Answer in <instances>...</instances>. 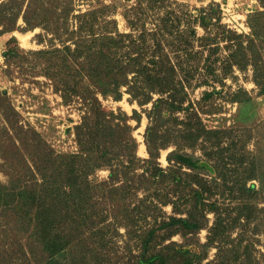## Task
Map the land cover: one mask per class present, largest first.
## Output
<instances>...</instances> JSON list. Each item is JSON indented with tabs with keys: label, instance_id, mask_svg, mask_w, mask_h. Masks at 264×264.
I'll return each instance as SVG.
<instances>
[{
	"label": "trees",
	"instance_id": "trees-1",
	"mask_svg": "<svg viewBox=\"0 0 264 264\" xmlns=\"http://www.w3.org/2000/svg\"><path fill=\"white\" fill-rule=\"evenodd\" d=\"M259 2L261 8L248 14L246 34L224 22L216 1L193 12L185 0H0L4 31L18 28L21 18L22 30L41 29L36 36L45 46L22 52L34 57L38 74L80 115L74 124L77 150L57 152L7 99L0 141V169L8 175L0 181V260L51 264L70 249L69 264L94 258L102 264L119 235L127 236L130 264H259V238L244 231L253 224V232L264 234L259 150L244 144L232 151L223 131L209 127L202 115L209 113L202 103L222 94L211 80L224 87L235 68L252 66L264 94V0ZM4 54L18 53L11 48ZM196 55L197 64L186 65ZM198 72L205 78L193 84ZM210 84L199 100L191 98L189 88ZM125 92L142 108L150 104L143 109L146 157L138 153L131 123L142 120V111L129 114L103 104ZM229 100L241 105L237 118L246 121L244 107L253 101L248 90L238 86ZM170 146L164 167L161 152ZM227 160L241 166V179H228ZM202 161L215 175L208 176ZM98 169H107L108 177L94 178ZM202 229L204 242L197 237ZM177 234L183 242L173 239Z\"/></svg>",
	"mask_w": 264,
	"mask_h": 264
},
{
	"label": "rangeland",
	"instance_id": "rangeland-1",
	"mask_svg": "<svg viewBox=\"0 0 264 264\" xmlns=\"http://www.w3.org/2000/svg\"><path fill=\"white\" fill-rule=\"evenodd\" d=\"M106 1L114 2L116 0ZM212 1L221 4L224 12V22L227 23L229 27L240 33L249 34L251 32L247 23V17L249 13L261 8L259 0H185V3L188 5L189 10L194 12L197 7L206 6ZM118 19L121 28H124V21L120 13L118 14ZM18 23L20 26L12 31H4L2 26H0V141L4 139L6 135L4 130L6 126L4 116L5 113L9 111L7 103V99L9 98L20 113L21 116L19 118L22 122H29L34 126L57 152H74L78 148L74 133V124L78 122L80 115L74 106H68L62 102V98L53 90L51 81L48 78L38 74L40 67L36 66L34 68L31 63L34 57L27 58L22 52V49L25 51L29 49H39L45 46L44 43H39L36 36L41 29L22 30L21 27L24 25L22 18L19 19ZM197 31L200 35L204 33L201 27H197ZM12 37H15V39ZM11 48L16 49L18 54L6 56L4 54L5 51ZM197 49H199V47ZM222 52H225V50H222ZM198 58L197 55L190 58L186 65L194 62L197 64ZM261 65L263 69L260 77H262L264 81V59ZM196 74L193 84H197L205 78V75L200 74V72ZM225 81L226 85L223 87L211 80V84H215L218 89H222V94L215 95L208 101L202 103L205 111L209 112L202 113L204 122L213 129H220L223 131L220 134H222L221 136H223V139H225L224 141H226L225 145L228 144V147H230L232 151H241L244 144L248 149L254 150L258 148V157H261L258 158L257 163L261 162L264 164V94L260 93V88L254 81L252 66H248L245 70L235 68V76L227 77ZM211 84L189 88L191 98L194 101L199 100L206 89H212ZM238 86L247 89L253 98V101L248 104L247 107H244V110L247 111V115H249L246 121L237 118L241 105L229 100L231 92L235 91ZM3 89L7 90V94H2ZM103 104L108 109L120 107L129 114L133 113L134 108L142 111V120L138 123L136 120L132 119L131 123L135 126L134 134L139 141V155L142 157L148 156L144 137L145 129L148 124V117L143 109L149 108L150 104L142 108L136 102L132 103L130 101V95L127 92L123 94L121 100H115L109 97L103 99ZM16 135L17 133L13 134V136ZM139 138L141 140H139ZM141 144L145 147L143 150L144 152H139ZM1 145H3L2 142H0V146ZM1 147L0 149H3V146ZM172 148L173 146H170L167 149H163L161 152L160 162L164 167L168 165L166 155ZM197 154H201L199 149H197ZM227 161L228 179H241L243 176L241 166H239L237 162L231 160ZM234 161L238 160L235 158ZM1 162L2 159L0 157V163ZM201 164L205 165V172L209 173V177L215 175L214 169L210 163L202 161ZM93 177L106 179L108 177V170L98 169ZM0 181H8V175L1 169ZM252 181L258 184L257 179H253ZM230 194L231 192L227 189L225 197L228 198ZM260 203L263 205L264 201ZM165 209L167 212H171L170 206H166ZM244 231L247 237L254 236L259 238V242L255 244L256 250L254 253L260 258L259 264H264V257L261 254L264 252V234L262 232L258 234L253 232V224L246 226ZM120 232L124 233V229L121 228ZM206 234L207 230L202 229L197 237L204 242L206 241ZM116 238H118V242L115 247L110 249V255L103 257V263H100H131L130 254L127 253L128 250L125 245L127 236L116 235ZM173 239L179 242H183L184 240L179 234L174 235ZM214 251L215 249L210 250V257H213ZM70 258L71 250L67 249L53 256L51 264H69L68 261ZM96 262L94 258L91 264H96ZM0 264L17 263L11 261L10 258H3L0 260ZM31 264L38 263L33 262Z\"/></svg>",
	"mask_w": 264,
	"mask_h": 264
},
{
	"label": "bare ground",
	"instance_id": "bare-ground-1",
	"mask_svg": "<svg viewBox=\"0 0 264 264\" xmlns=\"http://www.w3.org/2000/svg\"><path fill=\"white\" fill-rule=\"evenodd\" d=\"M139 140H141L140 138H139ZM144 145L143 144H141V146H140V148H139V152H141V151H143L144 150ZM144 152V151H143Z\"/></svg>",
	"mask_w": 264,
	"mask_h": 264
}]
</instances>
